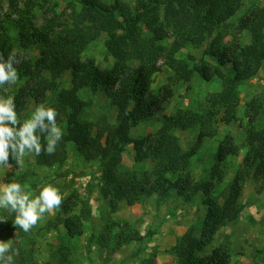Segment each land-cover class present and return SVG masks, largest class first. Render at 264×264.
<instances>
[{"label":"rangeland","instance_id":"obj_1","mask_svg":"<svg viewBox=\"0 0 264 264\" xmlns=\"http://www.w3.org/2000/svg\"><path fill=\"white\" fill-rule=\"evenodd\" d=\"M81 1L49 0L42 6L40 1L33 12L35 19L32 22L40 31L53 32V36L60 37L71 30ZM122 1L132 10L138 4L137 0ZM101 2L111 5L115 0ZM243 2L244 6L228 21L225 31L217 29L202 46L188 45L176 54L181 74L177 75L169 69L164 53L160 55L155 62L159 72L154 75L151 85V93L157 101L156 111L153 109L155 113L152 116L130 131L133 143L126 147L128 153L121 157L122 168L138 175L154 169L155 162L152 160L133 161L134 146L158 131L163 115L179 117L188 114L197 120L209 117L210 100L221 91L222 83L216 78L210 81L203 78L205 64L214 66L204 52L214 46L217 34L224 37V45H242L246 61L254 60L251 31L241 25V20L252 7L262 6L264 0ZM16 21L17 17L9 11L7 0H0V39L11 45V53L20 54L21 60L33 63L42 48L22 49L15 42ZM107 37L102 34L82 54L83 60H94L102 70L111 69L116 64V60L106 54ZM150 53L145 47L134 48L129 55L128 67L136 69L147 65ZM223 73L231 76V68H224ZM27 78L19 76L15 85L0 88V95L14 97L21 120L28 118L37 105L28 97L27 92L34 88V81ZM45 78L50 80L51 77L45 75ZM71 80L70 73L57 79L56 91L47 92L43 103L50 107L56 105L59 95L70 88ZM80 97L88 103L79 114L80 119L94 124L102 116H107L109 124L115 125L116 113L105 95L84 91ZM238 99L235 119L231 123L222 124L218 118L217 124L211 122L206 125L215 135L200 140L186 172V177L197 183H211L209 198L218 210H226L224 219L219 212L213 218L209 216L211 207H208L206 196L201 192L185 202L174 191L160 190L133 205L134 214L129 221L125 214L117 213L121 203H117L113 211L110 209L99 161H85L77 147L69 144L66 160L61 166L40 167L34 154L30 153L19 166L10 158L14 171L0 168V184L16 181L27 185L34 195H38L40 187L51 183L62 196L61 206L46 212L29 232L14 226L12 214L0 209V218L3 219L0 220V240H13V247L19 251L16 264H179L171 251L177 240L203 237L209 243L201 256H208L221 246L228 253V264H264V255H259L264 249V177H253L256 145L250 147L246 142L251 127L256 130L264 127V60L254 76L238 87ZM70 113L57 116V123L63 131L67 128ZM202 128L196 125L173 132L183 152L195 148ZM221 154H225L224 159ZM168 178L175 180L176 177ZM234 182H238L240 193L227 206ZM235 213V218L228 220ZM65 223L69 224L71 233ZM118 242L122 246H117Z\"/></svg>","mask_w":264,"mask_h":264},{"label":"trees","instance_id":"obj_2","mask_svg":"<svg viewBox=\"0 0 264 264\" xmlns=\"http://www.w3.org/2000/svg\"><path fill=\"white\" fill-rule=\"evenodd\" d=\"M40 1L41 6L49 2L7 0L9 11L17 17L14 22L17 27L15 42L22 49L42 48L33 63L24 62L16 53L20 64L14 66L19 76L34 81V88L27 92L28 97L35 104L42 103L47 92L56 91L57 79L67 73L72 76L70 88L63 91L57 104L52 106L58 114L71 112L67 116V128L53 155H34L38 166L50 168L63 165L67 146L73 144L85 161H99L106 186L104 193L109 196L112 211L117 203L133 206L160 190L174 191L185 202L201 192L206 196L208 207H211L209 216L213 218L219 212L221 219H224L226 210H218L209 198L211 183H197L186 177V172L200 140L215 135L206 125L211 122L217 124L218 118L222 124H229L235 119L239 103L238 87L254 76L264 60V4L252 7L241 20V25L251 31L254 60L246 61V51L242 45H224V37L217 34L214 46L204 52L214 66L205 64L203 78L206 81L216 78L222 83L221 91L210 100L209 117L197 120L188 114L179 117L163 115L158 131L134 146L135 163L155 162L151 172L138 175L121 167V157L128 153L126 147L133 143L130 131L152 116L155 113L153 109L156 111L157 101L151 93L153 77L159 72L155 62L164 53L169 69L177 75L181 74L176 54L188 45L202 46L217 29L225 31L228 21L244 6L243 0H137L134 10L122 0H115L111 5L101 0H83L79 2L80 9L73 17L71 30L60 37L53 36V32H42L34 26L33 12ZM102 34L108 35L106 54L116 60L114 67L106 70L100 69L92 59H82L86 47ZM7 43L0 39V53L5 59L11 53V45ZM136 47L151 51L149 63L131 69L128 67L129 55ZM226 67L231 68V76L223 73ZM45 75L50 76V80ZM84 91L106 96L116 113L114 126L109 124L107 116H102L94 124L78 117L88 105L80 97ZM196 125L203 127L197 144L189 152H183L173 132ZM246 142L250 147L256 145L253 177H264V127L261 130L251 127ZM220 157L224 159L225 154ZM169 176L176 178L170 180ZM239 193V184L234 182L226 205L230 206ZM236 214L228 220L234 219ZM11 216L15 218L14 214ZM65 224L71 233L69 224ZM203 239L177 240L171 251L179 264H228V253L221 246L210 255L201 256L209 243V240ZM117 246H122V243L118 242ZM259 255H264V249Z\"/></svg>","mask_w":264,"mask_h":264},{"label":"clouds","instance_id":"obj_3","mask_svg":"<svg viewBox=\"0 0 264 264\" xmlns=\"http://www.w3.org/2000/svg\"><path fill=\"white\" fill-rule=\"evenodd\" d=\"M18 63L20 60L15 52L7 59L0 53V87L17 83L19 73L14 65ZM57 116L55 108L42 102L34 107L28 118L21 120L14 97L0 95V168L12 172L15 167L10 158L19 166L30 153L53 155L63 138ZM61 204L60 190L51 183L40 187L38 195L16 181L0 184V209L14 214V226L24 232H29L46 212L58 209ZM18 255L12 239L0 240V264H16Z\"/></svg>","mask_w":264,"mask_h":264},{"label":"crops","instance_id":"obj_4","mask_svg":"<svg viewBox=\"0 0 264 264\" xmlns=\"http://www.w3.org/2000/svg\"><path fill=\"white\" fill-rule=\"evenodd\" d=\"M133 208H134V206L129 207V206L121 203V205L119 206V210H118L117 213H123V214H125L126 217H127V219L129 221H131V218H133V214H134Z\"/></svg>","mask_w":264,"mask_h":264}]
</instances>
